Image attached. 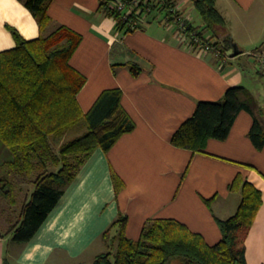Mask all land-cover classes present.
I'll return each instance as SVG.
<instances>
[{
	"label": "crops",
	"instance_id": "1",
	"mask_svg": "<svg viewBox=\"0 0 264 264\" xmlns=\"http://www.w3.org/2000/svg\"><path fill=\"white\" fill-rule=\"evenodd\" d=\"M174 1L189 22L201 25L191 0ZM100 3L51 0L46 33L63 24L81 34L69 60L86 78L76 95L81 110L88 111L103 89L119 87L135 127L107 151L90 154L28 241L0 234V264L94 260L106 251L103 232L120 214L127 217L125 234L132 239L147 218L171 217L214 244L222 236L216 217H229L239 203L240 195L229 189L237 173L262 193L245 256L246 264H264V144L256 148L248 136L254 115L264 125V0H216L226 19L225 34L240 50L233 56L191 47L158 12L122 32ZM12 29L26 39L40 34L24 0H0V51L16 45ZM131 62L142 67L138 75L132 74ZM231 86L244 87L253 113L240 110L227 137L209 138L204 152L171 143L199 100H218ZM112 172L122 181L118 190Z\"/></svg>",
	"mask_w": 264,
	"mask_h": 264
},
{
	"label": "trees",
	"instance_id": "2",
	"mask_svg": "<svg viewBox=\"0 0 264 264\" xmlns=\"http://www.w3.org/2000/svg\"><path fill=\"white\" fill-rule=\"evenodd\" d=\"M50 1L24 0L40 34L26 39L12 29L16 45L0 51V222L4 225L0 234L10 233L16 242H26L35 234L95 149L107 151L121 134L135 127L121 103L119 87L103 89L88 111L81 110L76 95L86 78L69 62L81 34L63 24L46 33L52 20ZM191 1L202 23H189V29L201 38L207 36L205 41L212 48L224 52L220 38L226 19L216 0ZM175 4L174 0L148 2L151 12L161 13L166 24L181 14L177 9L173 12ZM100 7L118 20L120 31L133 30L111 0H101ZM129 67L134 75L142 71L137 62ZM244 95V87L231 86L218 100H199L193 114L172 133L171 143L204 152L209 138L225 139L240 110L253 113ZM253 117L248 136L261 148L264 125ZM80 123L83 132L56 144L66 130ZM112 176L118 190L122 181L114 172ZM229 189L240 199L232 215L216 217L222 233L216 243H207L200 233L171 217L147 218L139 237L132 239L125 234L127 217L120 214L103 232L106 251L90 264H246L245 239L262 193L241 173L233 177Z\"/></svg>",
	"mask_w": 264,
	"mask_h": 264
},
{
	"label": "built area",
	"instance_id": "3",
	"mask_svg": "<svg viewBox=\"0 0 264 264\" xmlns=\"http://www.w3.org/2000/svg\"><path fill=\"white\" fill-rule=\"evenodd\" d=\"M148 2L149 0H111V5L120 13L130 29H136L142 25L145 16L152 11ZM173 12L176 13V8H173ZM189 23L191 22L184 13L181 12L176 16L172 24L175 26L177 37L193 48L199 46L205 51L211 50V45L205 41L207 36L205 39L199 37L197 31L189 29Z\"/></svg>",
	"mask_w": 264,
	"mask_h": 264
},
{
	"label": "rangeland",
	"instance_id": "4",
	"mask_svg": "<svg viewBox=\"0 0 264 264\" xmlns=\"http://www.w3.org/2000/svg\"><path fill=\"white\" fill-rule=\"evenodd\" d=\"M262 82H263V81H262ZM263 83H264V82H263ZM84 130H85V129H84L83 126L80 125V124L77 125V126H75V127H73V128H69L68 130H66L65 134H64L62 137L56 139V144H60V143L66 141V140H68V139H70V138H73L74 136L79 135V134H80L81 132H83ZM3 205H4V204H3ZM6 216H7V214H6ZM11 217H12V216H11ZM0 227H1V228L4 227V225H2L1 222H0ZM92 260H93V259H89L88 261L83 262L82 264H90V263H92Z\"/></svg>",
	"mask_w": 264,
	"mask_h": 264
},
{
	"label": "water",
	"instance_id": "5",
	"mask_svg": "<svg viewBox=\"0 0 264 264\" xmlns=\"http://www.w3.org/2000/svg\"><path fill=\"white\" fill-rule=\"evenodd\" d=\"M220 40L228 55L233 56L240 52V50L237 47V44L232 40L231 35L229 34L223 35L221 36Z\"/></svg>",
	"mask_w": 264,
	"mask_h": 264
}]
</instances>
